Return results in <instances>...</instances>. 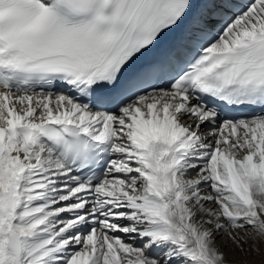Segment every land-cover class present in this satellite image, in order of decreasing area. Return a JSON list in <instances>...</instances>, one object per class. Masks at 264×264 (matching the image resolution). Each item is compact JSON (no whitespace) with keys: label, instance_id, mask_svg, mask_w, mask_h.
I'll return each instance as SVG.
<instances>
[{"label":"snow or ice","instance_id":"obj_1","mask_svg":"<svg viewBox=\"0 0 264 264\" xmlns=\"http://www.w3.org/2000/svg\"><path fill=\"white\" fill-rule=\"evenodd\" d=\"M0 264H264V0H0Z\"/></svg>","mask_w":264,"mask_h":264},{"label":"bare ground","instance_id":"obj_2","mask_svg":"<svg viewBox=\"0 0 264 264\" xmlns=\"http://www.w3.org/2000/svg\"><path fill=\"white\" fill-rule=\"evenodd\" d=\"M123 236V234H121ZM217 243H219V241H217Z\"/></svg>","mask_w":264,"mask_h":264}]
</instances>
